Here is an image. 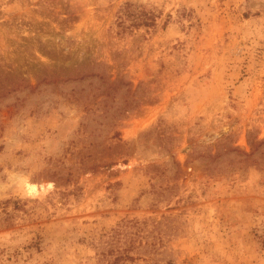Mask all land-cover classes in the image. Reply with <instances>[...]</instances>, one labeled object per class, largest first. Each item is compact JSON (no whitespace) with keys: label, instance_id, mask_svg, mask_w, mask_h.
I'll list each match as a JSON object with an SVG mask.
<instances>
[{"label":"rangeland","instance_id":"rangeland-1","mask_svg":"<svg viewBox=\"0 0 264 264\" xmlns=\"http://www.w3.org/2000/svg\"><path fill=\"white\" fill-rule=\"evenodd\" d=\"M117 251L264 264V0H0V264Z\"/></svg>","mask_w":264,"mask_h":264},{"label":"trees","instance_id":"trees-1","mask_svg":"<svg viewBox=\"0 0 264 264\" xmlns=\"http://www.w3.org/2000/svg\"><path fill=\"white\" fill-rule=\"evenodd\" d=\"M132 5L131 4H126V7H125V12L131 7ZM128 15V14H127ZM85 109H89L88 106L85 107ZM117 135V133H116ZM116 256L114 257L113 261L112 262H108L107 264H122L123 260L126 258V259H132V257L130 256H126L124 254H122V252L120 251H117Z\"/></svg>","mask_w":264,"mask_h":264}]
</instances>
